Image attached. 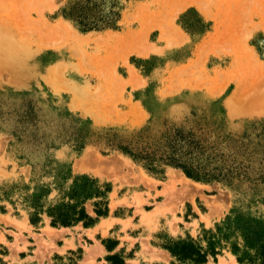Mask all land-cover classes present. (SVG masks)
<instances>
[{
    "label": "rangeland",
    "instance_id": "374dc122",
    "mask_svg": "<svg viewBox=\"0 0 264 264\" xmlns=\"http://www.w3.org/2000/svg\"><path fill=\"white\" fill-rule=\"evenodd\" d=\"M0 22L16 63L0 69V264H194L165 246L209 237L202 264H240L233 245L264 233L263 186L154 175L106 141L190 132L264 174V0H0ZM78 176L110 189L108 215L92 198L93 225L53 227Z\"/></svg>",
    "mask_w": 264,
    "mask_h": 264
},
{
    "label": "trees",
    "instance_id": "16d2710c",
    "mask_svg": "<svg viewBox=\"0 0 264 264\" xmlns=\"http://www.w3.org/2000/svg\"><path fill=\"white\" fill-rule=\"evenodd\" d=\"M75 17L76 22L84 29H91V26L98 28V23L88 24L84 19ZM106 26H114L113 23H104ZM169 135V134H168ZM182 131H175L173 139L167 138L164 143H149L141 139L129 141L121 139L118 135L113 134L106 141V147L111 151H117L132 158L136 163L142 164L143 167L154 175L164 177L166 168L172 167L181 170L184 175L196 182L212 183L217 182L224 185H233L238 183H249L255 193L259 192V187H264V174H249V164L238 161L235 157L230 158L232 154L226 153L222 145H205L199 140H194L193 134L187 133L191 139L184 138ZM189 138V137H188ZM220 159L221 165L211 166V160ZM229 162V163H227ZM64 177L63 184L66 179ZM71 187L66 188L63 184L59 188L64 193L59 205L52 206L47 213L51 217L53 227H70L83 222L85 227L94 224L93 219L86 213L84 204L92 198L99 199L94 203V211L98 217L108 215V202L105 200L106 193L110 191L101 190L95 180H90L85 176H78L73 181ZM38 201L34 208H38ZM38 214L32 217L31 221L37 224L39 221ZM243 225V224H242ZM241 228V225H237ZM221 231V228H219ZM244 247L238 244L233 245V252L238 257L240 264H264V233L259 230L248 228L244 232ZM215 237H209V250L205 251L195 241H178L173 245L165 246L173 257L184 263L202 264L207 260L208 253L216 254ZM253 251L254 254L250 252ZM111 264H124V261L117 255L108 257Z\"/></svg>",
    "mask_w": 264,
    "mask_h": 264
},
{
    "label": "bare ground",
    "instance_id": "6f19581e",
    "mask_svg": "<svg viewBox=\"0 0 264 264\" xmlns=\"http://www.w3.org/2000/svg\"><path fill=\"white\" fill-rule=\"evenodd\" d=\"M13 35L14 34L8 28H6L4 25L0 26V69H3L5 67L6 68H10L11 64L14 62V58L13 57H15V53L8 47L10 41L14 38ZM2 53H4V54H2ZM14 64L16 65V63H13V65ZM88 103L90 104L91 102L88 101ZM90 105H88L86 107H89Z\"/></svg>",
    "mask_w": 264,
    "mask_h": 264
}]
</instances>
